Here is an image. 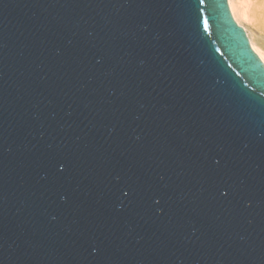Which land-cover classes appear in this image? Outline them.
Returning <instances> with one entry per match:
<instances>
[{
	"label": "water",
	"instance_id": "water-1",
	"mask_svg": "<svg viewBox=\"0 0 264 264\" xmlns=\"http://www.w3.org/2000/svg\"><path fill=\"white\" fill-rule=\"evenodd\" d=\"M0 264H264V63L228 0H0Z\"/></svg>",
	"mask_w": 264,
	"mask_h": 264
},
{
	"label": "bare ground",
	"instance_id": "bare-ground-1",
	"mask_svg": "<svg viewBox=\"0 0 264 264\" xmlns=\"http://www.w3.org/2000/svg\"><path fill=\"white\" fill-rule=\"evenodd\" d=\"M238 25L247 33L254 52L264 63V0H228Z\"/></svg>",
	"mask_w": 264,
	"mask_h": 264
},
{
	"label": "snow or ice",
	"instance_id": "snow-or-ice-1",
	"mask_svg": "<svg viewBox=\"0 0 264 264\" xmlns=\"http://www.w3.org/2000/svg\"><path fill=\"white\" fill-rule=\"evenodd\" d=\"M200 4H203L204 3V0H199ZM205 23V30H207V21L204 22ZM217 164H219V161L217 160L216 161ZM56 170L59 172V173H63L65 171V165L63 163H58L56 165ZM121 192H122V195L124 197H128L130 195V191L128 190H123L121 189ZM220 194L221 196L223 197H227L229 195V190L226 189V188H222L220 190ZM156 203H159V200L156 201Z\"/></svg>",
	"mask_w": 264,
	"mask_h": 264
}]
</instances>
